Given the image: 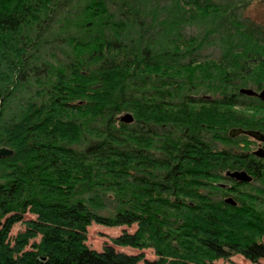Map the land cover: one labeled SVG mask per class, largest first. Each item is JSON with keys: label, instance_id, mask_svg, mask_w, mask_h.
Masks as SVG:
<instances>
[{"label": "trees", "instance_id": "1", "mask_svg": "<svg viewBox=\"0 0 264 264\" xmlns=\"http://www.w3.org/2000/svg\"><path fill=\"white\" fill-rule=\"evenodd\" d=\"M71 3L0 0V264L264 258V166L250 183L224 175L248 138L230 129L264 131V102L239 93L264 87V25L228 1L79 0L61 15ZM213 37L216 56L201 54ZM92 223L136 228L97 251Z\"/></svg>", "mask_w": 264, "mask_h": 264}, {"label": "rangeland", "instance_id": "2", "mask_svg": "<svg viewBox=\"0 0 264 264\" xmlns=\"http://www.w3.org/2000/svg\"><path fill=\"white\" fill-rule=\"evenodd\" d=\"M219 2H231L238 6V12L242 15V17L247 18L248 20L264 25V0H215ZM79 0H73V3L70 4L69 8L62 12L61 15H65L67 12H71L70 8L77 5ZM244 5V6H243ZM192 31L196 34V30H199L197 27L193 26ZM202 30V29H201ZM210 43V44H209ZM217 38H210L207 43L201 48V54H208L215 57L217 54ZM208 57V56H207ZM26 218L33 217L31 214H26ZM24 228L21 224H16L11 233L12 235L16 234L17 231L22 230ZM136 228V225L131 226H121V227H107L103 225H99L96 223H92L87 227V240L86 245L94 250L101 251L105 245H112L111 239L117 235H119L122 231L133 232ZM264 243V238H263ZM114 249L117 251L126 252L128 254H137L143 253L144 257L147 260H154L157 258L152 248L146 249H135L130 247H119L114 246ZM213 264H264V258H260L258 261H251L245 258L242 255L236 254L233 255L228 260L218 259L214 261Z\"/></svg>", "mask_w": 264, "mask_h": 264}, {"label": "flooded vegetation", "instance_id": "3", "mask_svg": "<svg viewBox=\"0 0 264 264\" xmlns=\"http://www.w3.org/2000/svg\"><path fill=\"white\" fill-rule=\"evenodd\" d=\"M261 102H264V101H261ZM243 110L245 112H247V114H252L254 111V108L243 109ZM238 128H241V127H238ZM244 130H256V131H259V132L264 134V131L259 130V129H244ZM238 135H244V134H238ZM245 136H247V135H245ZM238 148L240 149L239 156L241 158V161H243V162H239L238 163L239 167L234 169V170H226L224 173L225 180L229 181V182L238 183V184L250 183L251 181H253L255 179L254 172L258 171V168L260 166L261 167L264 166V156H260V155L256 154V152H258L260 149L264 150V142H259V141L248 136V138L246 139V143H241L240 145H238ZM234 171H244L247 175H249L251 177V180L250 181L238 180V179L231 177V176H228L226 174L227 172H234ZM229 184L230 183H226V182L221 183V185L224 187H230ZM228 198L231 199L233 203L227 202L226 199H228ZM236 199L237 198L234 197L232 194H228L225 197V201L229 204H232V205L236 204V202H237Z\"/></svg>", "mask_w": 264, "mask_h": 264}, {"label": "water", "instance_id": "4", "mask_svg": "<svg viewBox=\"0 0 264 264\" xmlns=\"http://www.w3.org/2000/svg\"><path fill=\"white\" fill-rule=\"evenodd\" d=\"M240 94H244L251 97H256L261 101H264V87L260 88L259 90H254L249 87H241L239 89ZM120 121L125 123H130L133 120V117L130 113H125L119 117ZM238 134L247 135L259 142H264V134L256 131V130H244L242 128H232L229 131L230 136H236ZM12 154V150L2 147L0 148V157L10 156ZM256 154L260 156H264V150H259ZM228 176L234 177L238 180L250 181L251 177L247 175L244 171H234V172H227ZM227 202H232L231 199H226ZM233 203V202H232Z\"/></svg>", "mask_w": 264, "mask_h": 264}]
</instances>
